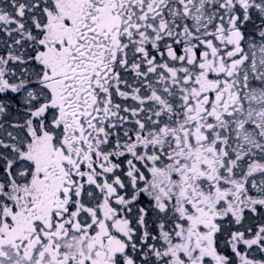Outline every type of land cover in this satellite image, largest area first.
<instances>
[{
  "label": "snow or ice",
  "instance_id": "snow-or-ice-1",
  "mask_svg": "<svg viewBox=\"0 0 264 264\" xmlns=\"http://www.w3.org/2000/svg\"><path fill=\"white\" fill-rule=\"evenodd\" d=\"M0 264H264V0H0Z\"/></svg>",
  "mask_w": 264,
  "mask_h": 264
}]
</instances>
